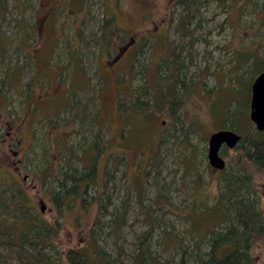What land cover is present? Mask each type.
<instances>
[{
    "label": "rangeland",
    "instance_id": "rangeland-1",
    "mask_svg": "<svg viewBox=\"0 0 264 264\" xmlns=\"http://www.w3.org/2000/svg\"><path fill=\"white\" fill-rule=\"evenodd\" d=\"M197 1L181 31L175 0H0V216L53 224L54 263L56 252L96 243L130 264L147 235L158 261L171 264L168 239L193 247L191 229L226 213L221 178L238 157L264 213V166L236 148L223 150V172L207 161L211 133L255 130L249 100L264 68V0ZM168 66L190 88L176 89V110L162 104L145 116L134 104L158 98ZM95 141L105 148L89 149ZM92 159L83 195L57 206L66 163L80 172ZM252 255L264 264V240Z\"/></svg>",
    "mask_w": 264,
    "mask_h": 264
},
{
    "label": "trees",
    "instance_id": "trees-1",
    "mask_svg": "<svg viewBox=\"0 0 264 264\" xmlns=\"http://www.w3.org/2000/svg\"><path fill=\"white\" fill-rule=\"evenodd\" d=\"M192 2L190 3V0H178L174 4L176 5L175 7L180 8L179 21L181 22L179 24L181 31L185 27L183 20L188 19L189 15L196 10L193 4H197L198 1L194 0ZM178 65L180 66L178 67L179 74L182 65ZM168 67L171 70L167 78L168 84L156 85L159 89L158 98H154V95L150 102H145L143 107L137 106L136 103L134 104L137 108L135 109L142 111L145 116H149L151 112L159 110L162 104H167L170 111L176 110V104L180 100V93H177L176 89L184 91L190 88L189 85H186L184 77L175 80L174 72L177 71L176 68L172 70L173 67ZM262 71H264V68H261L256 74ZM156 83H158V79ZM147 88H150L149 85L144 87L145 90ZM91 148L98 152L105 147L95 141L89 149ZM236 149H242L243 158L251 166L256 168L264 166L263 133L254 130L243 137ZM238 160L239 157L235 166L229 167L228 170H226L225 166L224 171H226L221 178L224 193L219 197L223 201H227L228 205L224 206L220 198L215 202L221 203L225 207L226 213L222 216L217 215L216 222L211 227L204 229L203 232L191 229V233L195 234L197 238L194 242L195 245H192L193 247L185 245L178 238L168 239L170 243H168L169 249L178 256L177 259H173L171 264H257L252 255V250L258 240H264V213L260 209L259 196L256 195V192L249 185V175L245 174L243 168L238 166L240 164ZM93 161L92 159L89 168L83 167L80 172L72 170L70 162L66 163V168L61 171L58 179H56L57 193L53 196L57 206L62 204L63 199L67 195L76 196L79 193L83 195L86 182H88L89 176L93 173ZM46 177L44 181H47ZM55 178L56 176L54 175L48 180L52 182ZM14 188L16 189V187ZM16 192L18 197L23 198L21 190L16 189ZM19 206L20 208L24 207V203H20ZM59 212L61 211L59 210ZM4 215L6 216H0V246L3 249L0 251V264H126L119 257L111 256L96 243L95 248L68 249L62 251V253L56 252L59 262L54 263L51 260L49 250H47L55 247L53 243L55 230L53 224L42 221L39 216H22V212H20L19 218H12L9 213ZM195 218L196 220H201L198 216ZM15 220H19L20 222L18 223H22L20 228ZM14 221L15 224L13 223ZM222 221H228L229 223L217 230L218 225ZM203 240L206 248L201 252L196 247ZM12 250L14 252L16 250V255H10ZM130 264H161L157 255L150 248L147 235L139 239L137 250L132 256Z\"/></svg>",
    "mask_w": 264,
    "mask_h": 264
},
{
    "label": "water",
    "instance_id": "water-1",
    "mask_svg": "<svg viewBox=\"0 0 264 264\" xmlns=\"http://www.w3.org/2000/svg\"><path fill=\"white\" fill-rule=\"evenodd\" d=\"M249 109V119L254 128L264 135V71L257 74L251 83ZM240 140L241 136L230 129H220L211 133L207 145L208 164L214 169L223 170L226 163L220 155L221 148L234 149ZM41 210L43 211V207Z\"/></svg>",
    "mask_w": 264,
    "mask_h": 264
},
{
    "label": "flooded vegetation",
    "instance_id": "flooded-vegetation-1",
    "mask_svg": "<svg viewBox=\"0 0 264 264\" xmlns=\"http://www.w3.org/2000/svg\"><path fill=\"white\" fill-rule=\"evenodd\" d=\"M178 0H175V2H177ZM134 51H132L131 52V56H132V53H133ZM156 85H158V83H156ZM250 97H251V86H250ZM250 101V100H249ZM230 130H234V129H230ZM236 132V131H235ZM237 134H239V133H237ZM240 135V134H239ZM241 136V140H240V142L242 141V139H243V136L242 135H240ZM236 148V147H235ZM224 149H228L227 147H222L221 148V151H220V155H221V157H222V152H223V150ZM223 158V157H222ZM224 159V158H223ZM208 161V160H207ZM225 161V160H224ZM226 163V162H225ZM225 169V168H224ZM224 169L223 170H218V169H215V170H217L218 172L220 171V172H223L224 171Z\"/></svg>",
    "mask_w": 264,
    "mask_h": 264
}]
</instances>
